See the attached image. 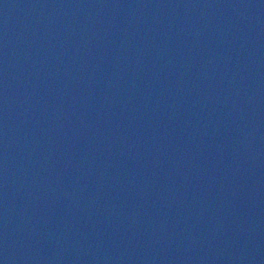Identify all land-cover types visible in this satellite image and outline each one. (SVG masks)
Wrapping results in <instances>:
<instances>
[{
  "label": "water",
  "instance_id": "obj_1",
  "mask_svg": "<svg viewBox=\"0 0 264 264\" xmlns=\"http://www.w3.org/2000/svg\"><path fill=\"white\" fill-rule=\"evenodd\" d=\"M0 264H264V0H0Z\"/></svg>",
  "mask_w": 264,
  "mask_h": 264
}]
</instances>
